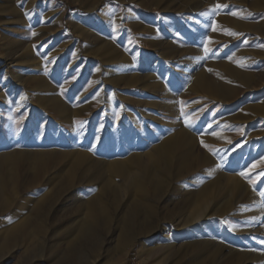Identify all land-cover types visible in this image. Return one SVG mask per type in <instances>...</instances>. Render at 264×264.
I'll return each instance as SVG.
<instances>
[{
	"label": "bare ground",
	"instance_id": "6f19581e",
	"mask_svg": "<svg viewBox=\"0 0 264 264\" xmlns=\"http://www.w3.org/2000/svg\"><path fill=\"white\" fill-rule=\"evenodd\" d=\"M138 1L145 5L141 0ZM181 1L184 5L189 2L187 9L195 13L194 20L198 25L190 31L191 36H194L200 34L206 25L207 18L202 16V7L223 0H195L191 3L189 0H156L155 3L168 11L165 6L167 3L178 9ZM81 2L89 3V0ZM247 10L255 16L253 20L241 17L244 8L232 10L238 15L231 13L218 20L232 27L235 33L249 32L255 38L264 39V0H248ZM185 24L188 25L187 22ZM166 30L171 36L176 34L172 24ZM101 45L107 58L118 56L119 51L112 44ZM156 45L163 57L172 56L178 51L173 37L167 41L158 40ZM246 51L251 56H257L256 59L259 57V61L264 60V52L252 49ZM242 52L237 51L234 56L243 55ZM22 57L29 64L26 70L14 76L21 83L33 84L37 104L43 109V126L51 131L48 140L51 141L54 126L60 130L62 137L67 125L72 129V139L67 141V149L55 151H36L19 145L22 141L34 143L36 131L31 123L19 136L4 138L0 148V264H10L15 256L21 254V250L26 254L20 256L18 264H74L86 253L94 257L101 256L104 262L110 264H123L135 243H138L139 255L144 261L159 256L152 264H158L163 259L166 264H264V194L250 187L251 170H241L246 175L232 172L235 166H243L248 153L224 170L220 158L222 153L218 157L210 152L199 154L197 136L193 130L187 126L175 130L176 122L167 121L168 125L164 128L167 133L163 136L159 134L160 130L151 132L150 126L143 131L140 124L138 133L151 135L156 144L149 146L151 139L148 138L135 139L136 153L130 154L126 161L114 158L117 152L127 149L117 139L119 133L129 131L125 121L132 120L138 125V119L127 118L121 125L117 120L110 125H95L96 118H70L93 111L97 104L91 102L78 109L68 108L60 88L52 84L51 77L44 76L43 71L48 64L34 57L31 45L25 49ZM151 60L147 58L146 62L151 64ZM252 60V57H243L236 62L218 63V70L211 74L198 72L192 86L214 94L216 100L223 103L230 102L239 94L236 87L239 85L246 90L260 92L264 87V68L260 73L243 68L253 65ZM161 63L160 60L157 66ZM121 79L126 84L141 83L148 91L169 95L166 84L160 82L154 73L143 77L125 75ZM257 94L252 91L249 99L256 98ZM170 97L173 100V96ZM112 99V92L108 91L103 101L107 106L114 103ZM172 104L170 101L164 105L168 109L173 107ZM247 107L252 112H264V104ZM33 109L34 106L28 109L31 114L34 113ZM52 112L60 115L59 121L52 118ZM249 119L248 115H244L243 118L221 121L218 128L220 132L216 136L214 134V142L229 143V150L239 155V148L248 144L247 138L252 134L247 132L245 138H239L236 143L229 142L239 133L230 122L246 123ZM8 120V126L14 127L13 118ZM212 124L210 122L208 126ZM97 130L103 131L100 142L92 139ZM82 132L87 135L85 138ZM262 142L257 140V146L262 145ZM98 144L101 157L96 156ZM140 146L149 148L142 152ZM258 150L255 148L253 155L258 154ZM112 175L117 179L111 178ZM184 183L186 185L183 187ZM259 186L264 190L261 184ZM169 189L172 196L176 197L174 209H178L180 214L174 215L173 211H169L162 216L157 203L168 201L165 193ZM105 201L115 204V212L121 214L115 221L119 227L116 242L108 247L104 246V242L95 241L102 225H106L108 232L112 226ZM74 214L79 218L75 223ZM59 215L67 219L57 221ZM234 218L240 219L237 220L240 223ZM225 227L229 232L240 235V239L245 241V248L238 249L221 243L216 234L222 235ZM90 264H98L97 259Z\"/></svg>",
	"mask_w": 264,
	"mask_h": 264
},
{
	"label": "rangeland",
	"instance_id": "374dc122",
	"mask_svg": "<svg viewBox=\"0 0 264 264\" xmlns=\"http://www.w3.org/2000/svg\"><path fill=\"white\" fill-rule=\"evenodd\" d=\"M81 1L0 0V148L3 146L4 138L19 136L26 130L29 123L36 131L34 143L29 144L27 141H22L19 144L29 149L63 150L68 148L67 141L72 139V129L69 125L62 137L60 130L54 126L52 138L49 141L48 134L51 131L43 126L44 117L41 113L43 109L37 104V93L33 84L21 83L14 76L17 72L26 70L29 63L23 59L22 55L31 45L34 57L48 64L43 71L44 76L51 77L52 84L60 88L62 98L68 108L78 109L91 102L97 104L91 111L92 113L88 112L70 118H96L95 125H110L116 120L121 125L127 118L138 119V125L132 120L125 121L129 131L119 133L117 139L124 146L123 148L126 146L127 149L117 152L114 158L126 161L130 154L136 153L134 145L136 140L148 138L151 139L149 146L156 144L151 135L138 133L140 124L143 126V131L149 129L148 126H150L151 132L160 130L159 134L163 136L167 133V130H164L168 125L167 121H174L176 122L175 130L186 128V126L193 130L197 136L196 147L199 154L210 152L218 157V154L222 153L220 158L224 170L248 153L247 161L243 166H235L232 172L241 173V170H251L250 187L264 193V190L259 188L260 184L264 187V112H252L246 109L248 105L264 104V87L260 93L258 90H246L242 85L236 86L239 94L230 102L223 103L218 102L214 94L203 91L196 85L192 86L194 76L198 72L211 74L218 70L216 64L236 62L242 60L243 57L254 59L252 60L253 65H245L244 69L257 73L262 72L264 60L259 61V57L256 59L257 56H251L246 50L264 52V39L255 38L249 32H241L238 36L230 35L225 30H231L233 33L235 30L218 20L240 8H244L242 18L245 16V20H253L255 16L250 15V10H247L248 0H227L225 2L223 0L212 6H203L201 12L202 16L207 18L206 25L200 34L194 36H191L190 31L198 23L194 20L195 13L187 9L189 2L184 5L181 1L178 9L176 6L172 7L171 3H167L165 5L167 11L158 6L155 3L156 0H141L145 5L138 0H89V3ZM189 1L191 3L195 0ZM217 5L221 7L217 8ZM231 7L233 9H230ZM171 24L174 25L176 32L172 36L166 30ZM112 36L114 37L111 38ZM171 37L175 45H178V51L172 56L163 57L157 49L156 42L158 40L167 41ZM106 43L112 44L119 51L117 57H106L105 52L100 48L101 44ZM93 48H96L98 52ZM237 51H244L243 55L235 54L234 56ZM147 58L152 59L151 64L146 62ZM160 60L162 63L157 66ZM109 68L111 71L108 72ZM151 73H154L160 82L166 84L169 95L163 96L151 90L148 91L141 83L129 85L121 79L125 75L143 77ZM4 77L7 78L6 82ZM108 91L112 92L114 103L106 106L103 98ZM252 91L258 94L256 98L250 100ZM170 96H173V100ZM170 101L174 108L167 109L164 104ZM32 106H34L33 114L28 110ZM5 114L8 116L6 117ZM51 114L55 121L60 120V115L53 112ZM244 115L250 118L246 123L232 124L230 122L239 133H236L229 142L236 143L245 138L244 134L247 132L252 134L251 137L247 136L248 144L244 145V148H239V155H237L236 152L229 150V143L216 144L214 138L220 132L218 128L221 121L243 118ZM9 118L15 121L13 122L14 127L8 126ZM161 119L165 122H161ZM98 120L101 122H97ZM210 122L213 124L208 126ZM242 131L244 133L241 134ZM81 134L83 138L87 136L84 132ZM102 135L103 131L97 130L96 134L92 135V139L100 142ZM55 138L57 141L54 140ZM257 140H263L262 145L257 146ZM96 148L98 152L96 156L101 157L100 145L98 144ZM148 148V146H140L142 152L147 151ZM255 148H259V152L253 155ZM110 177L117 179L113 175ZM184 185L186 184L184 183L183 187ZM171 192L169 189L165 193L169 198L167 202L157 203L158 212L162 216L169 211H173L174 215L180 214L178 209H174L176 208V197H173ZM166 203L169 205H165ZM105 205L109 210L111 216L109 221L112 226L108 232L106 225H102L95 241L96 243L104 242V246L108 247L116 242L119 227L115 221L121 217V214L115 212V204L105 201ZM59 216L57 221L67 219L64 215ZM78 219L74 214V223ZM233 220L237 223L241 221L237 218ZM224 230L222 235L216 234L223 245L234 246L238 249L245 248V241L240 239L239 234L229 232L227 227ZM62 246L65 247V244ZM138 250V243H135L130 248L128 258L123 264H152L159 257L155 255L144 261ZM25 254L26 252L21 250V254L15 256L10 264H18L20 256ZM96 259L98 264H110L104 262L101 256L94 257L87 253L74 264H90ZM161 263L166 264L164 259L158 264Z\"/></svg>",
	"mask_w": 264,
	"mask_h": 264
},
{
	"label": "snow or ice",
	"instance_id": "6c2138e0",
	"mask_svg": "<svg viewBox=\"0 0 264 264\" xmlns=\"http://www.w3.org/2000/svg\"><path fill=\"white\" fill-rule=\"evenodd\" d=\"M217 8H219V7H221V5H217L216 6ZM233 15H238L237 13H232ZM228 34H230V35H239L238 33H233V32H231V30H225ZM243 66V65H242ZM241 175H246L245 173H241ZM262 194H264V193H262Z\"/></svg>",
	"mask_w": 264,
	"mask_h": 264
}]
</instances>
